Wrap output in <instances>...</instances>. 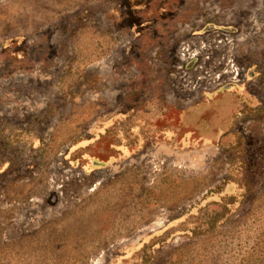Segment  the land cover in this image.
Returning <instances> with one entry per match:
<instances>
[{"label":"rangeland","instance_id":"1","mask_svg":"<svg viewBox=\"0 0 264 264\" xmlns=\"http://www.w3.org/2000/svg\"><path fill=\"white\" fill-rule=\"evenodd\" d=\"M0 264H264V0H0Z\"/></svg>","mask_w":264,"mask_h":264}]
</instances>
